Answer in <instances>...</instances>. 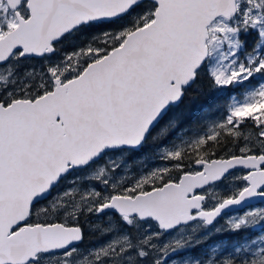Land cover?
Instances as JSON below:
<instances>
[{
	"label": "snow or ice",
	"instance_id": "snow-or-ice-1",
	"mask_svg": "<svg viewBox=\"0 0 264 264\" xmlns=\"http://www.w3.org/2000/svg\"><path fill=\"white\" fill-rule=\"evenodd\" d=\"M0 264H264V0H0Z\"/></svg>",
	"mask_w": 264,
	"mask_h": 264
},
{
	"label": "trees",
	"instance_id": "trees-1",
	"mask_svg": "<svg viewBox=\"0 0 264 264\" xmlns=\"http://www.w3.org/2000/svg\"><path fill=\"white\" fill-rule=\"evenodd\" d=\"M227 97H220L218 100H216V103H219V104H223L225 101H226ZM209 104L212 103V101H208ZM216 118V113L213 111V112H209L207 115H206V119L208 122H211L212 119ZM225 240V242H227V240L229 239V237H224L223 238Z\"/></svg>",
	"mask_w": 264,
	"mask_h": 264
},
{
	"label": "water",
	"instance_id": "water-1",
	"mask_svg": "<svg viewBox=\"0 0 264 264\" xmlns=\"http://www.w3.org/2000/svg\"><path fill=\"white\" fill-rule=\"evenodd\" d=\"M253 205H258L259 204V202H257V201H253V202H251ZM247 209V206H245V207H242V208H233V209H231V212L230 213H233V212H240V211H244V210H246Z\"/></svg>",
	"mask_w": 264,
	"mask_h": 264
},
{
	"label": "rangeland",
	"instance_id": "rangeland-1",
	"mask_svg": "<svg viewBox=\"0 0 264 264\" xmlns=\"http://www.w3.org/2000/svg\"><path fill=\"white\" fill-rule=\"evenodd\" d=\"M153 162V161H151ZM256 206H261L260 204L256 205ZM247 210V209H246ZM245 211V210H244ZM243 211H240V212H233V213H230V214H233V215H239V214H242ZM221 223H223V221H221ZM257 231H259V229H257ZM224 238V237H223Z\"/></svg>",
	"mask_w": 264,
	"mask_h": 264
},
{
	"label": "flooded vegetation",
	"instance_id": "flooded-vegetation-1",
	"mask_svg": "<svg viewBox=\"0 0 264 264\" xmlns=\"http://www.w3.org/2000/svg\"><path fill=\"white\" fill-rule=\"evenodd\" d=\"M150 163H158V161H153V162H150Z\"/></svg>",
	"mask_w": 264,
	"mask_h": 264
}]
</instances>
